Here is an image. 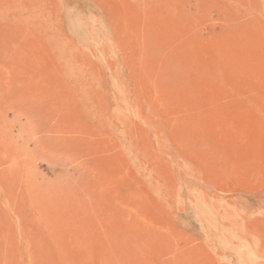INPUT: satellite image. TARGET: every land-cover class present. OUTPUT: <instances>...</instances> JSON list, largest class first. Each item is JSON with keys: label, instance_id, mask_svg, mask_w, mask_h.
<instances>
[{"label": "rangeland", "instance_id": "1", "mask_svg": "<svg viewBox=\"0 0 264 264\" xmlns=\"http://www.w3.org/2000/svg\"><path fill=\"white\" fill-rule=\"evenodd\" d=\"M0 264H264V0H0Z\"/></svg>", "mask_w": 264, "mask_h": 264}]
</instances>
